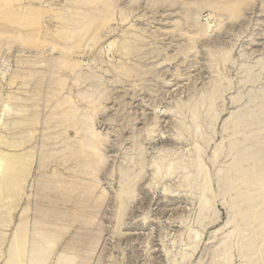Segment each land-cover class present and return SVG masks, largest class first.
Segmentation results:
<instances>
[{
  "label": "rangeland",
  "instance_id": "obj_1",
  "mask_svg": "<svg viewBox=\"0 0 264 264\" xmlns=\"http://www.w3.org/2000/svg\"><path fill=\"white\" fill-rule=\"evenodd\" d=\"M109 1L0 2V264H264V0Z\"/></svg>",
  "mask_w": 264,
  "mask_h": 264
},
{
  "label": "bare ground",
  "instance_id": "obj_2",
  "mask_svg": "<svg viewBox=\"0 0 264 264\" xmlns=\"http://www.w3.org/2000/svg\"><path fill=\"white\" fill-rule=\"evenodd\" d=\"M89 1V0H88ZM90 1H93V0H90ZM98 1H101V0H98ZM109 1V0H108ZM0 2L2 3V2H4V0H0ZM95 2V1H94ZM110 2V1H109ZM112 2V1H111ZM92 3V2H91ZM104 3H106V2H104ZM93 4H95V3H93ZM98 4H101V3H98ZM102 6V5H101ZM103 6H105L104 4H103ZM64 28V27H63ZM74 31H72V33H73ZM69 33V32H68ZM263 113V115H264V111L262 112ZM255 114H256V112H255ZM234 122V121H233ZM252 122V121H251ZM235 123V122H234ZM244 124H246V122H244V121H242V120H239L238 122H237V125H239V126H241V125H244ZM238 126V127H239ZM261 128L262 127H260L259 128V133L260 134H263L262 133V130H261ZM84 157V156H83ZM247 158H246V156L245 157H243V154H238V156L235 158V162H237L236 164H242V163H245V162H247V160H246ZM263 159H264V155H263ZM252 161V160H251ZM252 163H255L256 165H257V169L253 172V173H251V175H250V179H249V185H255V183H257L258 181H259V178H258V171H260V169H261V165H262V162L260 161V160H256V159H254V161L252 162ZM86 164V163H85ZM88 165V164H87ZM91 165V164H90ZM260 168V169H259ZM6 169H7V171L8 172H10L11 171V167H6ZM235 172L237 173V175H240V173H241V176H242V172L240 171V170H235ZM241 176H239V178H242ZM238 178V179H239ZM244 178V177H243ZM262 179V178H261ZM239 181V180H238ZM235 183H237V182H235ZM247 184V183H246ZM242 186H244V185H241L240 187H242ZM246 190V189H245ZM243 192V191H242ZM244 194H245V192H244ZM247 194H249V193H247ZM251 198H252V196H250V197H248L247 198V200H251ZM257 202L259 203V199H258V196H257ZM75 204V203H74ZM253 208H254V206H250V209L251 210H249L250 212L251 211H254L253 210ZM83 210H85V209H83ZM67 214V213H66ZM81 214H82V212H81ZM86 215V214H85ZM66 216V215H65ZM78 216V215H77ZM87 217V216H86ZM74 218V217H73ZM257 218H259V219H264V214H263V212H257ZM45 219V218H44ZM44 222V221H43ZM84 225V224H83ZM86 225V224H85ZM88 226V225H87ZM86 227V226H85ZM90 227V226H89ZM81 229V228H80ZM79 229V230H80ZM85 229V228H84ZM83 230V229H82ZM86 230H88V229H86ZM20 234H21V232H20ZM19 241L20 242H17V245H18V248H17V253H16V255H17V257H18V255H20L21 257L23 256V257H25L26 259H30V261L31 262H34L35 261V256H36V254L38 253V248L36 247V241L34 240L35 238H33L32 240H31V242H28V238H27V236L26 235H20V237H19ZM35 241V242H34ZM33 242V243H32ZM31 243V244H30ZM21 248V249H20Z\"/></svg>",
  "mask_w": 264,
  "mask_h": 264
}]
</instances>
